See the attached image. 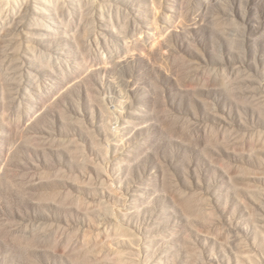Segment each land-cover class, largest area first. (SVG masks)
I'll return each instance as SVG.
<instances>
[{
    "label": "rangeland",
    "instance_id": "obj_1",
    "mask_svg": "<svg viewBox=\"0 0 264 264\" xmlns=\"http://www.w3.org/2000/svg\"><path fill=\"white\" fill-rule=\"evenodd\" d=\"M0 264H264V0H0Z\"/></svg>",
    "mask_w": 264,
    "mask_h": 264
},
{
    "label": "bare ground",
    "instance_id": "obj_2",
    "mask_svg": "<svg viewBox=\"0 0 264 264\" xmlns=\"http://www.w3.org/2000/svg\"><path fill=\"white\" fill-rule=\"evenodd\" d=\"M155 239V238H154Z\"/></svg>",
    "mask_w": 264,
    "mask_h": 264
}]
</instances>
